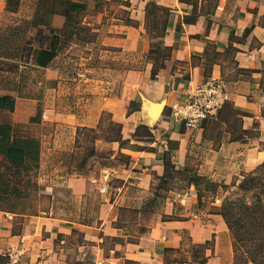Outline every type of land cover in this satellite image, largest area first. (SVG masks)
<instances>
[{
    "label": "crops",
    "instance_id": "crops-1",
    "mask_svg": "<svg viewBox=\"0 0 264 264\" xmlns=\"http://www.w3.org/2000/svg\"><path fill=\"white\" fill-rule=\"evenodd\" d=\"M108 1L119 8L108 10L99 2L93 20L83 19L86 27L93 26L97 39H91L89 33L75 35L68 51L77 55L80 49L85 50L83 59L91 61L96 49L100 59L108 55L114 63L122 52L131 59L140 55L143 67L115 68L114 80L122 79L119 90L109 93L106 85L95 90L89 84L81 111L46 112L45 117L75 129L96 130L109 113L110 121L121 125L120 137L125 142L112 136L98 140L110 144L111 157L120 153L124 159L108 165L98 161V172L75 169L51 177L62 179L58 182L78 197L97 194L101 212L96 220L80 223L54 214L18 220L17 215L0 209V264H74L75 253L65 245L66 238L72 236L87 241L113 240L109 253L116 261L197 264L205 254V264H236L233 236L220 213L221 197L212 196L217 200L211 201L209 209L207 189L195 182L165 190L159 205L150 207L154 196L143 202L156 211L138 234L124 232L121 211L141 210L137 194L160 192L162 188L154 187L160 176L186 184L189 175L185 173L192 171L216 181L214 177H243L264 161V0ZM8 2L0 0V27L7 26L12 16L18 20L13 29L19 32H32V21L50 19L56 28L66 23L64 15L53 12L56 0H20L17 9H9ZM211 80L223 85L229 100L203 126L187 129L172 118V106L191 88ZM132 100L140 109L129 112ZM17 101L12 113L17 111ZM258 128V137L248 135ZM168 161L179 173L166 170ZM104 186L107 192H101ZM43 188L53 196L54 184ZM188 240L192 252L179 258ZM197 245L206 248L200 247L197 253ZM11 247L23 251L16 262L6 254Z\"/></svg>",
    "mask_w": 264,
    "mask_h": 264
},
{
    "label": "rangeland",
    "instance_id": "rangeland-1",
    "mask_svg": "<svg viewBox=\"0 0 264 264\" xmlns=\"http://www.w3.org/2000/svg\"><path fill=\"white\" fill-rule=\"evenodd\" d=\"M84 1L88 3L89 8L84 13L83 19L93 20L91 16L98 9L99 2L101 7H107L108 10L116 11L119 8L114 1ZM95 4L96 8H94ZM15 21L17 22L18 20H15L12 16L7 26L0 27V67L2 68V70L0 69V93L12 92L16 95V100L18 99L17 111L12 113V111L5 110L1 113L0 119L4 122H11L14 127V134L18 137H36L40 139L41 161L40 166L32 172L30 177L33 187L29 189L31 192L29 196L25 198L12 197V199L2 198L1 192L3 193L6 188L0 185V209L10 212L14 216L17 215L16 218L18 220H24L25 217L32 218L38 215L51 214L64 218H74L79 217L83 211L88 217L95 216L96 220L101 212L99 208L100 197L97 194H89L86 198L78 197L72 194L62 183L58 182V180L61 181L62 179L59 177L52 179L51 177L58 172L74 171L75 169L84 172L92 168L93 171L98 172L99 162L103 165H108L124 159V156L120 153L116 155L115 159L111 157L113 150L110 144L104 142V140H98L99 137L104 139L102 137L107 132L105 129L110 122L111 116L109 113H105L101 128L89 132L82 127L75 129L70 127V124L49 121L46 119L45 114L46 112L51 114L53 111H81L84 98L90 90L88 89L89 84H92L91 89L96 90L98 85H106V90L109 93L116 92L122 86L120 81L122 79L117 78V80H114V69H123L124 71L132 67H143L142 57L139 55L131 59V56L122 52L121 59L114 63L113 59L109 58L108 55L106 59H100V52L93 49V58L91 61H87L83 59V56H87L85 50L80 49L77 55H73L68 51V46H66L50 67L38 68L29 61L30 57L28 54L31 48L33 49L40 44L42 34L48 32L47 24L31 28L32 32H19L13 29ZM95 23L98 24L97 22ZM92 27H87L86 34L89 33L91 39L94 40L97 38L91 31ZM40 30L44 32H39ZM28 40H31L32 44H29ZM10 54H16V56H10ZM103 73H106L107 76L104 77ZM101 80L104 82H101ZM33 117H35L34 120H32ZM239 132L243 137L246 134L242 133L243 131ZM248 135L255 139L256 136L260 135L259 128L252 130ZM94 136H98V138L95 139ZM93 143L96 145L97 156L88 159V166H86L87 164L81 166L80 161L85 148ZM261 146L264 147V144H261ZM52 151L54 153L51 156ZM0 170L5 171L4 173L7 177L13 179L11 171L6 170L5 164L1 160ZM87 173H90V171ZM185 174L190 175L188 172ZM245 175L243 177L236 175H229V177L225 178L214 177L217 178L216 181H209L207 176H202L200 186L207 189L205 193L207 207L210 209L211 201L217 200L216 197L212 199V196L218 197L219 195L221 197L220 206L227 198L245 197L239 189V183ZM112 182L116 184L115 180ZM45 184H54L53 196L43 191ZM159 184L160 181L156 180L154 187L160 188ZM184 185L189 186L190 182L182 184L171 180L168 185L163 186L160 194L166 196L167 192L165 190L168 191ZM19 187L21 189L24 188L22 184ZM155 193L153 195L137 194V200H139L137 205H142L141 210L123 208L121 220L126 225L124 232L138 234L146 228V220H149V215L156 210L145 207L146 205L143 202L148 203L149 198L155 196ZM247 197L248 200L251 199L250 194ZM159 200L160 198L157 199V202L152 201L153 203L150 204V207L156 204L159 205ZM84 207H86L85 210ZM190 244L191 241L188 240L184 247L186 250L183 252L179 251V258L186 256L188 254L187 251L192 252ZM65 245L75 253L74 264H134L126 262L124 259L121 261L110 259L112 256L109 253V248L114 246L113 240L110 239L87 241L77 236H72L71 238H66ZM99 247H105L107 251L102 252ZM234 252L236 264H248L246 256L241 250L236 251L234 249Z\"/></svg>",
    "mask_w": 264,
    "mask_h": 264
},
{
    "label": "trees",
    "instance_id": "trees-1",
    "mask_svg": "<svg viewBox=\"0 0 264 264\" xmlns=\"http://www.w3.org/2000/svg\"><path fill=\"white\" fill-rule=\"evenodd\" d=\"M19 3L20 0H9L8 8L17 9ZM86 3L84 0H56V8H54L53 12H59L66 17V23L63 28L53 27L48 19L41 22H31L29 28L47 24L48 32L46 34L41 33L42 41L37 47L31 48V51H29V61L38 68L50 67L75 35H87V27L83 24V16H85L84 13L87 10ZM162 11H165V9H162ZM39 32L44 31L40 30ZM27 42L32 44L31 40ZM154 49L156 50L157 48ZM155 50H152V52ZM14 55L16 56V54H10V56ZM148 56H150V52ZM0 69L2 70L1 67ZM15 107V95L0 93V112L2 110L14 111ZM138 109H140V105L134 100L130 101L129 112ZM233 113L240 112L233 110ZM34 119L35 117L32 118V120ZM83 129L89 132L95 131V129ZM105 130L107 132L103 136L104 138L108 139L112 136L113 139L119 140L121 143L125 142L120 137V124L110 121ZM95 154V143L88 145L85 148L80 165L85 166L88 159ZM0 158L1 162L5 164L6 170L11 171V176L14 179L7 177L4 173L5 171L0 170V185L6 188L3 193L1 192V197L12 199V197L25 198L29 196L31 193L29 189L33 187L30 177L32 172L40 166L41 161L40 139L36 137L20 138L14 134V127L11 123L0 119ZM166 170L179 173L170 161L166 162ZM189 173V182H195L196 185H200L202 176L192 171H189ZM159 181L160 188L158 189H161L164 185H168L171 180L167 176H160ZM20 184L24 186L23 189L19 187ZM239 189L245 197L227 198L220 206V213L232 233L234 249L236 251L241 250L248 262L264 264V161L245 175L239 183ZM248 194H250V200L247 199ZM164 196L159 191H156L154 202L159 197ZM152 203L150 202V204ZM73 220L85 223L84 220H95V216L88 217L83 211L79 217H74ZM197 247V253L200 252V247L204 250L206 248L205 245H197ZM206 262L207 256L203 254L197 264H205Z\"/></svg>",
    "mask_w": 264,
    "mask_h": 264
},
{
    "label": "built area",
    "instance_id": "built-area-1",
    "mask_svg": "<svg viewBox=\"0 0 264 264\" xmlns=\"http://www.w3.org/2000/svg\"><path fill=\"white\" fill-rule=\"evenodd\" d=\"M229 100V93L220 82L211 80L197 84L187 95L172 106V118L181 122L187 129H197L203 126L206 119L213 116ZM101 192H107L102 187ZM11 261H18L23 251L11 247L6 250Z\"/></svg>",
    "mask_w": 264,
    "mask_h": 264
},
{
    "label": "bare ground",
    "instance_id": "bare-ground-1",
    "mask_svg": "<svg viewBox=\"0 0 264 264\" xmlns=\"http://www.w3.org/2000/svg\"><path fill=\"white\" fill-rule=\"evenodd\" d=\"M159 105V104H158ZM155 109H157V108H155Z\"/></svg>",
    "mask_w": 264,
    "mask_h": 264
}]
</instances>
